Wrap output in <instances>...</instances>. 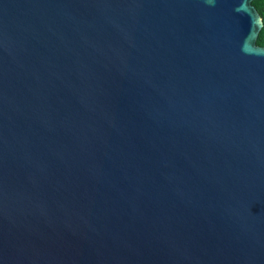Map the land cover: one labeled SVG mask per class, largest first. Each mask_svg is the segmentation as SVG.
I'll return each mask as SVG.
<instances>
[{
    "label": "water",
    "instance_id": "95a60500",
    "mask_svg": "<svg viewBox=\"0 0 264 264\" xmlns=\"http://www.w3.org/2000/svg\"><path fill=\"white\" fill-rule=\"evenodd\" d=\"M252 0H0V264H264Z\"/></svg>",
    "mask_w": 264,
    "mask_h": 264
},
{
    "label": "trees",
    "instance_id": "16d2710c",
    "mask_svg": "<svg viewBox=\"0 0 264 264\" xmlns=\"http://www.w3.org/2000/svg\"><path fill=\"white\" fill-rule=\"evenodd\" d=\"M252 4L256 7L263 20V25L258 33L256 43L264 46V0H252Z\"/></svg>",
    "mask_w": 264,
    "mask_h": 264
}]
</instances>
